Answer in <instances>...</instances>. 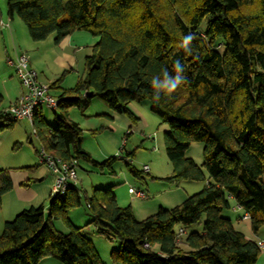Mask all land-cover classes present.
<instances>
[{
	"label": "trees",
	"instance_id": "trees-1",
	"mask_svg": "<svg viewBox=\"0 0 264 264\" xmlns=\"http://www.w3.org/2000/svg\"><path fill=\"white\" fill-rule=\"evenodd\" d=\"M7 14L20 19L33 42L55 36L60 44L76 32L97 39L76 86L58 96L55 125L42 112L34 135L49 154L113 171L118 158L95 161L82 147V129L69 117L99 98L110 112L136 118L132 102L148 100L168 131L166 156L173 166L167 181L204 182L198 194L170 209L136 221L131 207L118 205L114 187L88 197L78 186L50 197L46 208L31 207L6 222L0 236V264H105L89 238L67 217L85 202L97 232L119 242L111 264H256L258 244L247 239L223 212L238 207L250 215L254 232L264 225V0H6ZM195 36L191 52L180 45ZM179 61L186 77L174 93L155 99L152 78ZM61 86L54 81L50 88ZM3 98L0 96V107ZM0 134L17 121L0 110ZM203 143L200 167L186 153ZM134 153L127 154L132 167ZM13 184L0 170V211ZM233 204L236 206L233 208ZM70 229L64 234L54 222ZM204 220L201 232H188ZM184 231L177 241L178 229ZM186 232V233H185ZM145 245H148L146 247Z\"/></svg>",
	"mask_w": 264,
	"mask_h": 264
},
{
	"label": "rangeland",
	"instance_id": "rangeland-1",
	"mask_svg": "<svg viewBox=\"0 0 264 264\" xmlns=\"http://www.w3.org/2000/svg\"><path fill=\"white\" fill-rule=\"evenodd\" d=\"M0 8L5 10L6 0H0ZM16 21L22 25L28 43L33 46V49L28 50L26 49L28 44L25 47L20 45L22 52H19L25 54L27 52L30 67L37 73L39 80L42 79L48 83L49 81L45 78L56 77L54 81L61 80V84L65 82L67 90L69 86H74L75 83L72 84L71 82H75L76 80L77 84V80L83 76V73L81 75L79 74L78 67L75 68L73 72L68 69H59L54 61V57L57 53L55 50V36H51L43 42H33L24 23L18 18H16ZM80 68L81 71L84 72V61ZM14 73L15 78L14 76L13 78L19 80L15 70ZM51 84L52 83H50V86ZM61 86L60 94L62 90H64ZM54 91L55 90L52 92L53 96L57 94L58 89L55 94ZM8 104L9 101L4 100L0 110L2 108H8ZM129 109L136 118H140L139 120H141L145 128L143 131L133 132L128 138L126 136V130H124V132L119 129H116L115 132L106 130V133H102L97 141L104 145L105 148L108 147V137H106V135H110V143L117 140L118 147L112 149L109 146L108 152L112 153V155H110L111 157L118 158V161L115 162L112 172L107 169L101 172L90 163L80 161L77 170L78 187L81 188L85 195L90 197L94 190L106 189L112 186L109 184H115V192L119 194V206L122 208L131 207L136 221H142L155 215L161 208L170 210L181 205L189 197L202 191L206 184L204 182L193 181H183L180 183L167 181L166 178L173 175V166L166 156L164 146V133L168 131V126L164 124L156 114L151 112L148 100L132 102L129 105ZM86 112H92L95 114V118L100 117L106 121L107 116L110 114L106 102L99 98L94 99V102L90 105V110L86 109L83 113ZM73 114L72 116L77 117ZM80 115L79 113V116ZM79 116L78 118H80ZM45 118L50 124L55 125L52 111H46ZM0 123H2L1 120ZM84 145L93 152L94 156H96L95 158H99L100 155H98L99 153L96 149L97 143L93 137L91 138L86 134ZM39 148L40 142L34 135L30 122L26 120L15 122L12 127L0 134V170H7L10 178L17 176L23 178L26 177V174H30L31 178L41 174L46 176L47 174L45 171L48 170L45 166L40 164L38 156L35 153ZM203 149V143H193L188 149L186 157L192 159L201 167L204 162ZM113 150L117 152L115 156ZM128 152L134 153L131 161L132 167L140 173V177L138 178L131 173V169L127 166V160L125 159ZM144 166H148L150 171L147 173L144 172ZM161 176H163V178ZM32 184H34L33 186L35 189L43 187L42 183ZM130 187L145 191L148 199L142 200L132 197L128 193ZM44 204L48 205L49 202ZM242 213L243 212H240L239 214L241 215ZM223 216L233 221H236L238 218L237 214H233L231 210L224 211ZM67 217L76 228L81 229L82 234L89 238L94 246L100 249L102 254L107 251L112 253L119 249L118 241L108 240L97 232L92 224V216L87 210L84 201L81 206L70 210ZM203 223L204 220L200 224L189 228L188 232H201ZM54 226L56 230L64 234L70 232V229L62 220L55 221ZM259 230L260 234H264V225Z\"/></svg>",
	"mask_w": 264,
	"mask_h": 264
},
{
	"label": "crops",
	"instance_id": "crops-1",
	"mask_svg": "<svg viewBox=\"0 0 264 264\" xmlns=\"http://www.w3.org/2000/svg\"><path fill=\"white\" fill-rule=\"evenodd\" d=\"M0 23H2V25L0 24V96H2L3 101L4 100L9 101L8 106H10L21 96L23 90L21 84L19 83V80L14 79L15 78L14 70L11 66L8 65L7 60L14 59L17 51L22 52L21 50L22 48L20 45L25 47L28 44V46L26 47V49L28 50L33 49L32 48L33 46L28 43V39H26L27 38L25 35L26 33L24 34V28L22 27V25L16 21V18H11L8 16L7 8H5V10H2L0 8ZM96 42L97 39L87 32H76L73 35L65 38L60 44H56L55 50L57 51V53L58 52L59 53L58 54L56 53L54 57V61L57 67L59 69H64V70L68 69L72 72L74 71L75 68L78 67L79 74L81 75L83 73L84 75V72H82L80 68L81 64L83 61H85V58L90 54L91 46H93ZM55 78L56 77L45 78L47 79V81H49L48 83L42 79H40V81L50 86V83H53ZM71 83L72 84L75 83L73 86L75 87L76 80L75 82H71ZM61 85H62L61 87H63L64 90H67L65 86V82H63ZM73 87L69 86L68 90L72 89ZM53 90H55L54 94L57 91V94L54 95V97L57 99L58 96L60 95V91H61L60 87L56 89H52L51 94ZM93 102L94 100L90 103V105ZM90 105L86 109L90 110ZM6 109L2 108L1 110H6ZM46 111L48 110L42 111L44 117ZM84 111H81L76 107L71 108L69 110V117L73 122L79 124L80 128L83 131L82 132L83 149L86 152H88L91 155V157L97 162L106 161L107 159L111 158L110 155H112V153L108 152L109 146L112 149L118 147L117 140H114L110 143V138H109L110 135H106V137H108V141H107L108 147L106 148L99 141H97V139H99V136L102 133L103 134L106 133V130H108L109 132H115L116 129L122 130V132L126 130V136L128 138L133 132H140L143 131V129L145 128L144 124L141 122V120H139L140 118H138L137 123H134L125 115L110 112V114L107 116V121H106L105 119L100 117L95 118V114H93L92 112L83 113ZM79 113L81 114L80 116ZM72 114L77 117L72 116ZM101 115H105V114H101ZM78 116L80 118H78ZM86 134H88L91 138L93 137V139L96 140L97 143L96 149L99 153L98 155H100L99 158H95L96 156H94L93 152L84 145V139ZM39 149L35 151L36 155L38 154ZM113 153L115 156L117 153L116 150ZM130 153L131 152H128V154ZM45 173L47 174L46 176H44V174H41L34 178H31L30 174H26V177L23 178L20 176L14 178L11 177L13 189L10 193H7L5 196H3V200H2V207L0 211V234L3 231V227L6 222H10L11 219H14L17 215H19L21 212H23L26 209H29L31 207L37 208L40 206H44L46 213V208L48 205H45L44 203H47L50 200L51 187L54 181V177L49 171H45ZM161 177L163 178V176ZM31 180L34 182H32ZM32 183H37V184L42 183L43 187H40V189H35L33 186L34 184ZM109 185H112L111 187H114V192H115V187H116L115 184H109ZM115 195L118 203L119 194L115 192ZM235 206L236 204H233V208ZM240 212L242 211L232 212L233 214H237L238 216L236 221L232 220L235 229L241 232L249 240H252L256 243H258L259 241L264 242V234H260V230L254 232L251 226V221H241L242 214L240 215L239 214ZM178 230H180V228ZM95 248L103 263L111 264V258H110L111 253L107 251L106 253L102 254L100 249H98L96 246ZM39 264H62V263H60L59 261L53 258H45ZM256 264H264V251H261V254Z\"/></svg>",
	"mask_w": 264,
	"mask_h": 264
},
{
	"label": "built area",
	"instance_id": "built-area-1",
	"mask_svg": "<svg viewBox=\"0 0 264 264\" xmlns=\"http://www.w3.org/2000/svg\"><path fill=\"white\" fill-rule=\"evenodd\" d=\"M0 24L2 25V23ZM7 63L15 70L23 92L14 103L4 110L5 114L14 121L26 120L32 126L35 116L39 112L43 110L53 112L58 109V100L52 96L50 86L40 82L37 73L31 69L27 54L17 51L15 58L8 59ZM37 156L40 164L45 166L54 177V182L51 187L52 198L64 196L72 187L78 186V167L75 162H68L59 157H55L49 154L44 148L38 150ZM143 171L147 173L149 167L144 166ZM128 193L137 199H148L146 193L142 190H136L130 187ZM233 211L238 212L241 209L236 207ZM241 221H250V215L243 212ZM183 233L184 231L182 229L178 231V242ZM257 244L264 251V242L259 241ZM145 246L148 247V245Z\"/></svg>",
	"mask_w": 264,
	"mask_h": 264
},
{
	"label": "clouds",
	"instance_id": "clouds-1",
	"mask_svg": "<svg viewBox=\"0 0 264 264\" xmlns=\"http://www.w3.org/2000/svg\"><path fill=\"white\" fill-rule=\"evenodd\" d=\"M195 39V36L191 33L183 37L181 42V47L186 52H191V42ZM175 75H170L169 72L165 69L163 71V78L160 76H155L152 78V86L156 89V93L154 98L159 99L161 93L168 95L174 93L183 83L186 81V77L184 75V67L183 65L177 61L174 65Z\"/></svg>",
	"mask_w": 264,
	"mask_h": 264
}]
</instances>
